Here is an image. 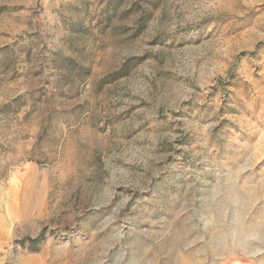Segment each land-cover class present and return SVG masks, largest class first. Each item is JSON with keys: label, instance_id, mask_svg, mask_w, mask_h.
<instances>
[{"label": "rangeland", "instance_id": "374dc122", "mask_svg": "<svg viewBox=\"0 0 264 264\" xmlns=\"http://www.w3.org/2000/svg\"><path fill=\"white\" fill-rule=\"evenodd\" d=\"M107 4L0 0V264H264V0Z\"/></svg>", "mask_w": 264, "mask_h": 264}, {"label": "trees", "instance_id": "16d2710c", "mask_svg": "<svg viewBox=\"0 0 264 264\" xmlns=\"http://www.w3.org/2000/svg\"><path fill=\"white\" fill-rule=\"evenodd\" d=\"M107 2H108V4H107V7L104 9V13L108 14L107 19L111 20L114 17V15L117 14V11L121 7L124 0H107ZM79 26H80V23H72V27L79 28ZM133 61H134V59L128 60L122 66V68L119 71L109 74L107 77H105L103 79L102 82L103 83L112 82V81L118 80L119 78L123 77L128 72L129 66ZM71 63H74V62L71 61ZM73 69L74 68H71L70 66H68L67 72H70ZM81 74L87 76V75H89V70H87V69L83 70L80 72V75ZM66 75H71V74L69 73ZM78 76H79V73H78ZM43 240H44V234H42L37 239H28V243H29V246L31 247V249L36 251L39 248V246L41 245V243L43 242Z\"/></svg>", "mask_w": 264, "mask_h": 264}, {"label": "bare ground", "instance_id": "6f19581e", "mask_svg": "<svg viewBox=\"0 0 264 264\" xmlns=\"http://www.w3.org/2000/svg\"><path fill=\"white\" fill-rule=\"evenodd\" d=\"M238 242V241H237ZM249 249V248H248Z\"/></svg>", "mask_w": 264, "mask_h": 264}]
</instances>
